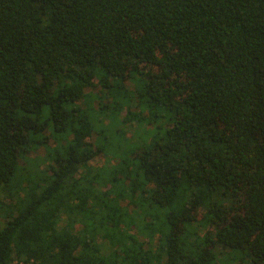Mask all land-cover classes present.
<instances>
[{"label":"trees","instance_id":"trees-1","mask_svg":"<svg viewBox=\"0 0 264 264\" xmlns=\"http://www.w3.org/2000/svg\"><path fill=\"white\" fill-rule=\"evenodd\" d=\"M16 261L264 264V0H0V264Z\"/></svg>","mask_w":264,"mask_h":264},{"label":"rangeland","instance_id":"rangeland-1","mask_svg":"<svg viewBox=\"0 0 264 264\" xmlns=\"http://www.w3.org/2000/svg\"><path fill=\"white\" fill-rule=\"evenodd\" d=\"M128 86L130 88H133L134 86V83L131 81L128 83ZM94 91L97 92V88L94 89ZM99 91V90H98ZM106 99V98H105ZM109 100V98L107 97L106 100L104 101H107ZM98 99L95 100V104L98 103ZM111 101V99H110ZM80 103H83V100L80 101ZM132 103V106H131V110L132 111H138L139 108H136L135 107V103H136V99L134 98L133 101H131ZM127 114V108L126 106L122 109L121 113H120V116L119 118L120 119H123V117H125V115ZM104 117V122H101V125L109 128V134L112 133V130H114V128L116 129V126H117V122L115 120H113L112 122V118L110 116H103ZM99 122V120H98ZM112 123V124H111ZM144 126L145 123H143ZM119 127L120 128H123L125 130V135L127 138H130V137H133L134 140L136 139V137L141 133L143 132V127L140 126V122L137 120V119H129L128 121H126L125 123H120L119 124ZM143 130V131H142ZM107 132V133H108ZM113 135V133H112ZM97 136H94V141L96 139ZM116 137V135L114 136ZM132 139V138H131ZM119 140V138H116L115 141ZM52 144H55V142L53 140H51ZM141 150V149H139ZM29 157L33 158V159H38L40 160V166H39V169H45L47 167V162L44 160L42 162V160L45 158L46 156V148L45 146H39L37 149H34L32 150L29 154H28ZM119 161V158L114 156L112 152H109V154H105V153H101L99 154L95 159H93L91 161V164L93 166H96V167H104L106 166L107 164H116L117 162ZM202 231H205V228H203ZM139 238L141 241L144 242V245L146 246V248H151V249H155L156 248V245L158 243V240L157 238L156 239H152L150 240L149 238H147L146 236L144 235H141L139 234ZM99 242L100 243H103V246L107 247L108 245H110V242L108 240H103L101 237H99Z\"/></svg>","mask_w":264,"mask_h":264},{"label":"built area","instance_id":"built-area-1","mask_svg":"<svg viewBox=\"0 0 264 264\" xmlns=\"http://www.w3.org/2000/svg\"><path fill=\"white\" fill-rule=\"evenodd\" d=\"M15 264H34L33 262L16 261Z\"/></svg>","mask_w":264,"mask_h":264}]
</instances>
